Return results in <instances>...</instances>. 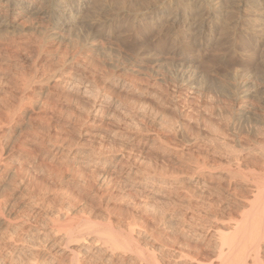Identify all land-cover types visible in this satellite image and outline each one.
I'll use <instances>...</instances> for the list:
<instances>
[{
	"label": "rangeland",
	"instance_id": "obj_1",
	"mask_svg": "<svg viewBox=\"0 0 264 264\" xmlns=\"http://www.w3.org/2000/svg\"><path fill=\"white\" fill-rule=\"evenodd\" d=\"M54 1L48 0L50 5ZM70 1L71 6L80 10L69 22L66 18L61 22L67 25L55 27L44 15H40L41 22H36L34 13L38 8L42 6L46 8L43 12L48 11L47 2L42 1V5L40 1L28 14L31 16L23 19V28H0V116L10 117L8 121H0V140H13L20 135L17 138L21 147V153H10L11 159L18 156L17 161L7 160L8 166L0 174L2 194L7 198L16 194L20 198L17 202L24 203L26 197H33L45 210L69 209L64 212H71L68 222L75 230L82 226L80 219L98 224L97 228L117 229L136 224L137 228L146 227L142 238L151 236L154 244L172 246L177 242L178 230L176 233L174 220L169 216L176 205L158 200L161 196L142 199L138 187L99 178L93 172L95 162L85 165L81 157L55 158L47 145L51 142L63 152L73 154L78 151L96 154L119 151L121 147L123 150L127 142L143 144L145 140H140L143 135H159L163 137L159 141L163 140L165 145L155 144L154 154L133 162L134 168L143 175H173L174 162L181 160L187 166H195L196 159L205 157L211 173L226 177L217 181L218 187L210 182L208 195L201 197L186 188L189 175L177 174L180 183L177 196L211 214L221 211L219 204L214 203L217 199L228 204L226 215L233 214L232 218L240 214L242 210L235 204L240 199L244 201L248 192L240 179H230L226 172L235 154L240 160L264 164L261 155L264 154V1ZM204 4L217 11L218 22L209 23L203 18L208 28L200 34L196 33L197 26H193L201 22L198 13L206 8ZM40 46L44 48L42 53L38 52ZM7 50L10 53H5ZM66 67L83 72L87 78L82 81L90 86L92 95L85 94L89 98L83 95L81 80L82 89L69 100L49 93L53 103L41 112L36 111L29 125L24 112L33 105V100L19 104L17 98L23 93L44 91V84L36 77L24 86L25 78L28 80L37 72L47 79L61 77L59 84L68 80L65 81L68 85L77 73L83 76ZM94 101L96 105L110 102L101 123L88 121V115L94 113L91 107ZM19 119L21 123L16 122ZM234 192L238 200L230 196ZM63 219L58 221L59 226L56 223L51 234L56 233L58 241L66 234L67 220ZM9 222L13 226L19 221ZM7 229L3 227L0 231L8 234L12 228ZM3 232L0 243L5 241ZM94 233H84L82 238L95 237ZM17 235L25 237L26 233L18 231ZM39 251L35 249L34 253ZM7 259L5 263L10 264Z\"/></svg>",
	"mask_w": 264,
	"mask_h": 264
},
{
	"label": "bare ground",
	"instance_id": "obj_2",
	"mask_svg": "<svg viewBox=\"0 0 264 264\" xmlns=\"http://www.w3.org/2000/svg\"><path fill=\"white\" fill-rule=\"evenodd\" d=\"M42 1H44L45 3L47 2L46 4L48 7V11L46 13L45 11L43 12V10L46 8H41V6L40 9L38 8L37 12L34 13L36 14L34 16L36 17L37 21L35 20V17H33V19L36 22H41L40 15H44L45 19H48L47 22H49L50 20L52 25L55 27L57 25H67L66 23L62 24L61 22H63L65 18L69 22L78 15L80 10L79 7L74 8V6H71L69 4V2L71 3L70 0L66 2L63 0H55L51 5L48 0H0V28H11L25 24V22L22 23L23 19L26 16H31L28 15L30 11L33 10L36 3L40 2V4H42ZM183 1L186 3V1L188 0ZM190 1L192 2V0ZM259 1L263 2L264 0ZM198 7L200 8V6ZM213 9L214 8H211V6H208L201 9L200 13H198V15L201 17V22L199 21L198 24H193L194 28L195 26H197L198 28V30L195 29L196 33L197 31L200 34L202 32L204 33L208 28V23L206 24L205 22H202L203 18L207 20V22L209 21V23H214V20H216L217 11ZM31 14H33V12ZM193 18L194 20L196 19L195 16ZM48 28L49 27L47 26L46 29ZM32 29L35 28L32 27ZM43 31L45 30L43 29ZM8 50L5 53H7ZM38 50V52H44V48L42 49L41 46L38 48ZM8 53H10V51ZM71 58V60L73 61V57ZM66 62H68V60ZM66 68L70 71L75 69V71L79 72V70H77L76 68ZM81 70H84V68H82ZM82 73V71L79 72V74ZM77 74L74 75L75 80L73 79V82L68 83V85L66 84L68 80H65L67 78H64L66 82L62 81L63 85H60L59 82L61 81V77L55 78L53 76L47 79L45 78L46 75L44 76L43 74H38L37 72H35V74L31 77L29 76L28 80L26 78L24 82L22 80L23 85L26 86L29 85L32 80L37 77L40 80V84H44V91L40 89V92H38V94L35 93V91L38 90H33V93L27 92L21 95L19 94V97L17 96V101L19 102V104H21V102L25 100L26 103H28L27 100H33V105L24 112L29 125L32 122L31 117L36 111L41 112L43 109L47 108L53 103L51 101V97L48 96L49 93H56L59 96L64 97V99L66 98V100L68 98H72V96L76 92H79L82 87L83 95H89L91 93L89 91L90 86L85 83L89 87L88 88L82 81L83 77H87L84 76V74H82L83 76H77ZM80 80L84 84V86L82 87L80 86L82 85L80 83ZM116 83L119 84V82ZM95 94L97 93L95 92ZM87 98L89 97L87 96ZM90 103L91 102H89V104ZM91 107L94 113L91 116L88 115V121L90 123L92 122V124L101 123L102 121H104L103 114L110 109V102L104 101V104L96 105L94 101ZM6 116H0V121H8L7 119H9L10 117L8 118ZM16 122L21 123L22 119H19ZM19 136L17 137L19 138ZM143 136L140 138V140H145L143 144H129L127 142V145L124 144L125 147L123 148V150L121 147V150L119 151L113 150L111 152H101L96 154H93V152L92 154H84V152L79 151L73 154L72 152L68 151L63 152V150H61L59 146L55 144L52 145L51 142L47 145L48 149L52 151L54 157L64 156L66 157V159L70 156H74V158L81 157L82 159H84L82 163H84L85 165H92L90 164V162H95L94 164H96V166L93 167V172L95 170L99 178H103L104 180L113 179L118 183L125 182V184H130L131 187H138L140 188L139 190L141 194L139 196L140 198L142 197V199L161 196V198H158V200H168L170 202H167V205H176L174 213L170 215L169 218L172 217V219L174 220L173 224L176 227H174L176 233L178 230V239H181L176 240L180 243L176 242L174 245L168 247L161 243H158L161 245H158L156 243L154 244L155 241L153 242L150 240V238H152L151 236L148 235L149 237L142 238L146 234L144 233L146 232L144 231V228L146 227L139 226L140 228H137L136 226L138 225L136 224L134 227L130 224H126V226L124 225L117 229L111 226H103L104 228H97L98 224H91L92 222L89 223L88 221L80 219L79 221L82 223V226L78 230H75L74 226L70 225L69 223L71 222L70 211V213L64 212L66 209L62 211L63 208L62 210H45L43 205L33 197L29 198L25 196L26 198H28V200H26V203L17 202L18 199H20L19 197H17L18 195L16 196V194H14L13 196L7 198L2 194V188V190L0 189V229L3 227L12 229L11 231L7 229V231H10L7 232L8 234H4L3 231H0V233L3 232V239H5L3 243H0V255L3 254L2 256L4 258H9V263L11 262L10 264H264V164L263 166L255 164V162L252 160L251 162L250 159L240 160V158H238V154H233L235 156V159L233 163L228 167L226 173L228 177H232L230 179L238 178L243 182V185L248 192V196L244 198V201H241L240 199L239 201H237L238 203L236 202L235 205L240 209V211L242 210V212L232 218L230 216H232L233 214L228 216L226 215L228 213H224L228 204H222L220 200L217 199L214 203L219 204L221 211L217 212L216 214H211L205 208L202 210H198L197 208L192 207L191 203L188 200L185 201L180 196H177L178 194L176 193L180 187H178L180 183L177 182L179 176L177 178L176 176L177 174L179 175L181 173H186L187 175H189V178L185 183L186 188L195 190L201 197H204V195L206 194L208 195V189L211 188L210 182H213L215 186L218 187L219 185H217V181L225 178L226 176H216L211 173L212 171H210L209 169V161L205 157L201 160L196 159V162H194L196 163L195 166H187L184 163L179 162L181 160L174 162V172H172L173 175H167L166 173L158 176L153 174L143 175L142 171H138L137 168H134L133 162L140 160L143 161L148 157H151L154 154V152L152 151L153 146L157 143L160 144L161 141L159 140H161L160 138H163L159 135L153 137ZM17 137L14 139L12 138L13 140L7 138H3L2 140H0V174H2L1 172L4 171L3 168H5V165L8 166L7 164H5L7 160H9L11 163L17 161V155L12 159V156H10L11 152L21 151V147L19 148L18 146V143L20 141ZM164 140L167 141L168 139H165L164 137ZM167 142L166 144L170 146V141L168 140ZM21 143L23 144V141H21ZM217 143L218 145L223 146L222 142L218 141ZM162 144H164V142ZM261 155L264 159V154ZM4 156H8V158H5ZM1 158L5 159L2 161ZM61 160L63 161V158H61ZM123 169H125L126 171L124 174H121V171ZM230 196L234 198V196L236 197L237 195L234 192V194L230 193ZM68 210L69 209H67L66 211ZM61 218L66 219L69 226L65 222V227H67L65 231L66 234L62 239L59 238L58 241L56 239V233L53 234V236L51 234L54 230L55 225H57L56 223H58V221H61ZM13 219L19 222L11 226L12 223H10L9 221ZM64 219L63 222L66 221ZM63 222L62 225L64 226ZM47 225H49L50 227L45 228L44 226L47 227ZM59 225L60 224L58 223V226ZM95 225H97V227ZM99 227L101 226L99 225ZM135 227L137 228V230L135 229ZM165 228H167V224L165 225ZM18 231H24L26 233V236H18ZM93 232L96 233H94V236L96 235L95 237L82 238V235L84 233L89 234ZM151 232L150 234H153ZM0 237L2 236L0 235ZM0 240V242H2V238ZM60 245H63V248H61ZM35 249H39L40 251L34 253ZM3 257L0 258V264L7 263H5L6 259L4 260Z\"/></svg>",
	"mask_w": 264,
	"mask_h": 264
}]
</instances>
